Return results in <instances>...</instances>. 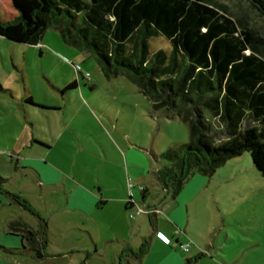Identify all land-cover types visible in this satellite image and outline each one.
I'll list each match as a JSON object with an SVG mask.
<instances>
[{
    "label": "rangeland",
    "instance_id": "374dc122",
    "mask_svg": "<svg viewBox=\"0 0 264 264\" xmlns=\"http://www.w3.org/2000/svg\"><path fill=\"white\" fill-rule=\"evenodd\" d=\"M211 1L264 39V16L246 1ZM17 3L29 9L38 1L0 0L1 19L16 13ZM17 33L0 32V86L4 90L0 91V176L7 180L4 189L23 198L36 217L15 203L0 208V261L185 264L186 258L196 257L191 264H264V174L254 169L247 152L227 159L211 176L194 172L185 181L181 192L191 184L201 185L189 210L184 206L185 228H180L179 243L189 245L187 251L178 246L173 248L177 255L153 249L147 259L133 256L130 251L147 245L148 237H141L147 229L152 233L154 224L144 214L130 218L112 197L124 198L131 191L140 200L137 186L143 184L149 193L141 204L172 203L153 173L167 164L159 158L161 153L189 141L187 125L155 110L125 75L106 76L94 54L66 42L57 29L44 32L36 45L41 53L4 37ZM150 45L154 50L169 49L161 37ZM75 64L90 74L88 81L75 73ZM72 81L77 87L64 95L57 91ZM27 96L35 104L59 110L43 112L23 105ZM33 140L44 146L33 145ZM31 164L40 168L42 181L25 168ZM77 187L93 200L75 198V191L70 194ZM100 199H109L102 209ZM77 205L92 209L91 215L71 209ZM17 218L45 221L46 259L16 255L26 241L20 235L5 237L3 231L6 221ZM156 226L164 234L173 227L164 214L158 215ZM121 240L131 250L119 245ZM10 249L15 255L8 254Z\"/></svg>",
    "mask_w": 264,
    "mask_h": 264
},
{
    "label": "trees",
    "instance_id": "16d2710c",
    "mask_svg": "<svg viewBox=\"0 0 264 264\" xmlns=\"http://www.w3.org/2000/svg\"><path fill=\"white\" fill-rule=\"evenodd\" d=\"M37 1L29 9L17 3L9 19L0 17V32H18L4 37L36 46L48 28L57 29L66 42L94 54L106 76L125 75L155 110L187 125L189 141L161 153L167 164L153 173L172 199L194 172L211 176L244 152L264 173V39L222 5L211 0ZM244 1L264 16V0ZM159 37L168 50L152 49L150 41ZM75 87V81L68 83L62 92ZM23 105L58 110L35 104L31 96ZM5 181L0 176V194L35 216L23 198L4 189ZM140 192L145 199L148 190ZM132 200L128 195L125 210ZM38 219L43 240L47 228ZM147 248L141 244L130 252L141 258Z\"/></svg>",
    "mask_w": 264,
    "mask_h": 264
},
{
    "label": "crops",
    "instance_id": "0c3cea01",
    "mask_svg": "<svg viewBox=\"0 0 264 264\" xmlns=\"http://www.w3.org/2000/svg\"><path fill=\"white\" fill-rule=\"evenodd\" d=\"M32 47L37 48L39 53L42 52L41 48H39L38 46H32ZM86 81H88V80L83 79V82H86ZM72 82H74V81H72ZM68 83H65L63 88H60V89L57 88V91H59L61 95H64L66 93V91L62 92V90H65L64 88ZM55 108H58V107H55ZM58 110H59V108H58ZM58 110H41V111H43V112H45V111L57 112ZM32 144L42 146V147L44 146L43 144L36 142L35 140L32 141ZM25 168H29L32 172H34L37 175L39 181H42L43 176L41 175V171H40L39 167L35 166L34 164H31L30 166H25ZM136 178H138V177H136ZM6 182H7V180L4 183H6ZM141 185H143V184H141ZM184 185H185V183H184ZM184 185H183L182 189L185 187ZM143 186L146 190H148L145 185H143ZM200 188H201L200 184H197V185L191 184L189 186H186L185 192L180 191L181 192L180 195H177L176 198L173 199L172 203H169V204L166 202V200L163 201L161 204H154V203H152V204H141V202H143L144 199L141 200V197H140V200H136L132 196L131 191L129 192V194L125 195L124 198L122 195H120L118 197H112V198L116 199L118 202H120L121 205H123V212L126 211L128 213V210H125V203H126V199H127L128 195H130L140 205L147 206L150 208H154L158 211L156 213L144 214L146 217V220L149 222V224H154V231L152 233H150V232H148V229H147V231H145V235H143L141 237V238H143V240L145 239L146 236L148 237V241L144 240L147 242V246H148L146 253L143 255L144 259H147L149 257L150 251L153 249H159L161 252H164L165 254H168V255H172V254L177 255L174 252L173 248L179 246V244H180L179 243V240H180L179 235L181 233V230H184V228H185L184 227V215H183L184 214V206L186 207V210H189V204L193 200L194 196L197 193H199ZM73 191H75V193H76V194H74L75 198L86 197V198L90 199L91 201L93 200L92 195L80 187L72 189L70 191V194ZM139 193L141 195L140 191H139ZM148 193H149V191H148ZM69 198H71V196L68 194V200H69ZM3 199H4V201H2L0 199V208L2 206H4V204H6V203H8L9 205L14 203L6 195L3 196ZM99 201H101V205H100L101 207L99 209H102L103 205H105V204L107 205L109 199H100ZM81 206L82 205H77L78 208H75L76 206L75 207L73 206L71 209H74L81 214L84 213L86 215H91L92 209L87 210V208H84ZM21 209L23 211H26L23 208H21ZM27 213H28V211H27ZM28 214L32 215L30 212ZM160 214H164L165 217L167 219H169L170 224L173 226L171 230L168 229V234L162 233L156 226L157 217ZM32 216L34 217V215H32ZM42 226L43 225L40 223L38 218H37V221H32V219L24 220L21 218H17L15 220L10 219V220L5 222V229L3 231V235L5 237H11L12 235H20L21 238L26 241L25 245L21 244V246L23 248V252H20L19 254H16V255H18V256H29V257H32V258L37 259V260H44V258L45 259L47 258V256H46L47 253H46L45 246L41 245V243H42L41 242L42 241V239H41ZM180 228H181V230H180ZM177 229L179 230V233L178 234L173 233ZM157 232L161 233L163 236L168 238L170 240V243L165 244L160 239H158L155 236V234ZM117 242L119 243V245H121L123 247L127 246V245H128V247H130V244L125 240H121V241H117ZM138 244L139 243L137 241L136 245L138 246ZM24 246H25V248H24ZM33 246H36V248L39 252V255H37V256L35 255L36 251L34 250ZM130 249H131V247H130ZM12 250H14V249L8 250V254L15 255V253ZM48 257H50V254ZM154 260H156V258H154ZM152 263L155 264V261H152ZM0 264H17V263L16 262H10V261L9 262L0 261Z\"/></svg>",
    "mask_w": 264,
    "mask_h": 264
},
{
    "label": "built area",
    "instance_id": "2783aa9c",
    "mask_svg": "<svg viewBox=\"0 0 264 264\" xmlns=\"http://www.w3.org/2000/svg\"><path fill=\"white\" fill-rule=\"evenodd\" d=\"M74 70L75 72L81 74V76L86 79V80H89L90 79V74L88 72H85V73H82L81 72V66L79 64H75L74 66ZM131 182L129 181V186H131ZM138 190L139 191H143L144 190V186L143 185H138ZM158 212L156 209L154 208H150V207H147V206H143V205H140L138 202L132 200V206L128 209V215L130 218H135L136 215L138 214H151V213H156ZM179 233V230L177 229L175 231V234H178ZM155 236L160 239L162 242H164L165 244H169L170 243V240L168 238H166L165 236H163L161 233H156ZM188 247L189 245H183V244H179V248L182 250V251H187L188 250Z\"/></svg>",
    "mask_w": 264,
    "mask_h": 264
},
{
    "label": "water",
    "instance_id": "95a60500",
    "mask_svg": "<svg viewBox=\"0 0 264 264\" xmlns=\"http://www.w3.org/2000/svg\"><path fill=\"white\" fill-rule=\"evenodd\" d=\"M264 174V173H263Z\"/></svg>",
    "mask_w": 264,
    "mask_h": 264
}]
</instances>
